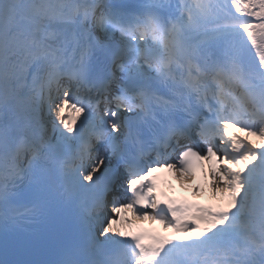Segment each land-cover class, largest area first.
Masks as SVG:
<instances>
[{"label":"snow or ice","instance_id":"6c2138e0","mask_svg":"<svg viewBox=\"0 0 264 264\" xmlns=\"http://www.w3.org/2000/svg\"><path fill=\"white\" fill-rule=\"evenodd\" d=\"M0 264H264V0H0Z\"/></svg>","mask_w":264,"mask_h":264},{"label":"bare ground","instance_id":"6f19581e","mask_svg":"<svg viewBox=\"0 0 264 264\" xmlns=\"http://www.w3.org/2000/svg\"><path fill=\"white\" fill-rule=\"evenodd\" d=\"M191 188H193L192 186H191ZM202 189L204 188V186L203 187H201Z\"/></svg>","mask_w":264,"mask_h":264}]
</instances>
